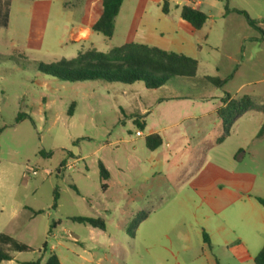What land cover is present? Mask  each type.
Masks as SVG:
<instances>
[{
  "label": "rangeland",
  "instance_id": "374dc122",
  "mask_svg": "<svg viewBox=\"0 0 264 264\" xmlns=\"http://www.w3.org/2000/svg\"><path fill=\"white\" fill-rule=\"evenodd\" d=\"M39 1L52 5L42 43L28 10ZM83 1H14L0 21V234L31 248L2 264H44L51 254L61 264H256L264 247L256 199L264 198V0L206 1L196 78L159 89L38 71L39 63L125 44L138 0L125 3L113 37L94 31L73 44L67 13ZM166 1L172 13L184 4ZM219 64L226 74L239 70L222 88L203 78ZM177 92L214 99L190 119L181 104L156 107ZM227 93L253 103L228 133L211 112ZM148 104L153 115L142 136L134 120ZM164 126V144L150 150L148 133ZM80 216L103 218L106 229L72 220Z\"/></svg>",
  "mask_w": 264,
  "mask_h": 264
},
{
  "label": "trees",
  "instance_id": "16d2710c",
  "mask_svg": "<svg viewBox=\"0 0 264 264\" xmlns=\"http://www.w3.org/2000/svg\"><path fill=\"white\" fill-rule=\"evenodd\" d=\"M125 0H103L104 11L101 18L93 27L95 32L111 38L115 33V21L118 17ZM164 12L170 11L169 3L164 0ZM244 13V12H243ZM181 17L190 23L195 29L200 30L205 25L208 17L202 11L190 6L181 7ZM248 17V16H247ZM252 26L257 23L248 18ZM39 72L68 82L104 81L108 83H120L134 85L143 83L147 89H159L165 86L173 78L194 79L198 74L199 63L189 56L167 52L157 47L139 43H126L115 47L109 52H101L96 49L80 52L73 59H62L53 63H39ZM204 80L217 88H222L227 80L215 76H204ZM223 106L218 110L219 117L223 120L226 133L229 132L232 123L242 112L253 107L250 97L245 96L241 100L233 98L230 94L222 99ZM75 104L71 106L70 114L73 115ZM140 128H143L140 125ZM264 131V128H263ZM147 147L155 151L163 144V138L159 134H151L146 138ZM101 176L107 180L109 171L103 164H100ZM103 189H107L104 184ZM58 197H56L57 201ZM264 208V198H256ZM56 207V205H55ZM43 211L34 212V215ZM74 222L88 224L101 230L106 229L103 218L73 217ZM205 242L208 243V236L204 233ZM47 244L43 249L46 250ZM31 248L16 240L8 234H0V264L5 261H12L11 252H26ZM39 259L32 264H41ZM256 264H264V247L255 259ZM44 264H61L57 255L51 254Z\"/></svg>",
  "mask_w": 264,
  "mask_h": 264
},
{
  "label": "crops",
  "instance_id": "0c3cea01",
  "mask_svg": "<svg viewBox=\"0 0 264 264\" xmlns=\"http://www.w3.org/2000/svg\"><path fill=\"white\" fill-rule=\"evenodd\" d=\"M14 1H19L20 3L25 2V0H0V21L4 19L6 13L12 10V4ZM127 1L128 0L124 1L120 13L116 18L115 32L118 29V20L121 17L123 8ZM183 1V6H190L202 11L203 13L208 11V8L206 7V1L209 0ZM180 4H182V2H180ZM51 6L52 5L50 1H39V3H37L35 6H32L30 9H28L33 12V16L35 15V18L41 23L40 28L42 29L38 30V35L41 37V43L45 38V30L50 17ZM216 6L221 10L222 7L217 5V3ZM64 7L67 8L68 6L64 4ZM163 7L164 0H138L135 6L134 14L131 18L130 27L126 34L127 38L125 44L139 43L148 45L150 47H157L167 52L189 56L198 61L199 71L201 67L200 54L203 52V48L200 44L202 39L201 29H195L190 23L181 17V8H176L175 13H172L171 9L168 13H165ZM20 10L24 11V8L21 6ZM28 10L26 9V11ZM37 10L40 13H35ZM103 11V0H84L78 13L74 10H69L67 13V23L68 25H71L69 41L73 44H81L86 42L90 38L92 32H94L93 27L101 18ZM172 15L176 19H173ZM228 60L233 63L236 59L235 57L229 55ZM238 75L239 70H236L231 74H226L220 64L213 69L209 68V70H207V72L204 74V76H215L224 80L235 78ZM210 99L214 98L192 93L177 92L176 94H172L169 97L159 100V102L156 104V107L161 106L162 103L170 102L181 104L184 106L185 112L186 110L189 111V113L183 118L190 119L195 117L198 111H201L203 105L209 104L211 101ZM222 106L223 103L221 99L220 103L215 105L211 112L218 115V110ZM152 107L153 106L149 104L146 105L144 110L139 113V115L145 114V116L143 115L144 118H141L139 121H136V119L134 120L136 126L138 127L137 134L139 133L143 136V131L147 128L148 121L153 115ZM131 114L134 115L135 113L132 112ZM138 123L142 125L143 128H140ZM168 127L169 126L154 128L152 132L148 133V136L151 134H159L162 136L164 144L165 136L163 133L168 130Z\"/></svg>",
  "mask_w": 264,
  "mask_h": 264
},
{
  "label": "built area",
  "instance_id": "2783aa9c",
  "mask_svg": "<svg viewBox=\"0 0 264 264\" xmlns=\"http://www.w3.org/2000/svg\"><path fill=\"white\" fill-rule=\"evenodd\" d=\"M138 134H139V133H138ZM33 174H34V175H37V174H38V171H34Z\"/></svg>",
  "mask_w": 264,
  "mask_h": 264
}]
</instances>
